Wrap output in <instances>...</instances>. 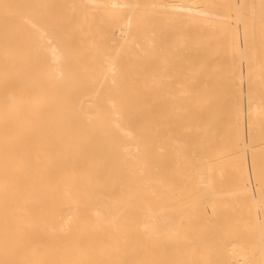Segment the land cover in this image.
Segmentation results:
<instances>
[{
    "label": "bare ground",
    "instance_id": "6f19581e",
    "mask_svg": "<svg viewBox=\"0 0 264 264\" xmlns=\"http://www.w3.org/2000/svg\"><path fill=\"white\" fill-rule=\"evenodd\" d=\"M0 264H264V0H0Z\"/></svg>",
    "mask_w": 264,
    "mask_h": 264
},
{
    "label": "rangeland",
    "instance_id": "374dc122",
    "mask_svg": "<svg viewBox=\"0 0 264 264\" xmlns=\"http://www.w3.org/2000/svg\"><path fill=\"white\" fill-rule=\"evenodd\" d=\"M241 69H242V66H241ZM243 108H244V105H243Z\"/></svg>",
    "mask_w": 264,
    "mask_h": 264
}]
</instances>
